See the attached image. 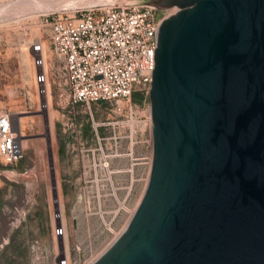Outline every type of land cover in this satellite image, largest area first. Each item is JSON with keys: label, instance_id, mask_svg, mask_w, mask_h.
<instances>
[{"label": "water", "instance_id": "water-1", "mask_svg": "<svg viewBox=\"0 0 264 264\" xmlns=\"http://www.w3.org/2000/svg\"><path fill=\"white\" fill-rule=\"evenodd\" d=\"M144 2L176 7L154 49L149 175L90 264H264V0Z\"/></svg>", "mask_w": 264, "mask_h": 264}, {"label": "rangeland", "instance_id": "rangeland-1", "mask_svg": "<svg viewBox=\"0 0 264 264\" xmlns=\"http://www.w3.org/2000/svg\"><path fill=\"white\" fill-rule=\"evenodd\" d=\"M6 1L0 0V114L10 116L23 153L12 162L0 155V264H88L124 229L145 188L148 93L136 87L120 102L70 104L47 23L58 11L102 1L49 10ZM37 39L46 52L42 67L31 48Z\"/></svg>", "mask_w": 264, "mask_h": 264}, {"label": "built area", "instance_id": "built-area-1", "mask_svg": "<svg viewBox=\"0 0 264 264\" xmlns=\"http://www.w3.org/2000/svg\"><path fill=\"white\" fill-rule=\"evenodd\" d=\"M145 0H103L81 9L58 11L48 21L49 43L63 60L61 74L70 104L127 99L134 88L147 93L154 67V49L161 20L175 6L157 8ZM164 13V14H163ZM35 62L45 58L40 39L31 44ZM45 73L38 72L40 92L47 94ZM10 116L0 114V155L7 161L22 156ZM59 245H63L60 241ZM64 256L61 263H66Z\"/></svg>", "mask_w": 264, "mask_h": 264}, {"label": "bare ground", "instance_id": "bare-ground-1", "mask_svg": "<svg viewBox=\"0 0 264 264\" xmlns=\"http://www.w3.org/2000/svg\"><path fill=\"white\" fill-rule=\"evenodd\" d=\"M17 1V0H16ZM90 0H18L17 2L12 3L10 0L6 1V5H21V6H29V7H36L40 8H47L49 10L51 7H67V8H75L76 6L80 5H86L89 3ZM103 1V0H99ZM110 1V0H107ZM3 5V4H2ZM2 5L0 7V14L2 13ZM5 6V5H4ZM3 6V7H4ZM6 7V6H5ZM9 7V6H8ZM20 7V6H19ZM21 10V9H20ZM46 10V9H45ZM9 16V15H8ZM10 17V16H9ZM44 46V45H43ZM42 55L45 57L46 52L43 49ZM22 124V120H21ZM49 125H51V122L49 120ZM151 164V163H150ZM150 170V169H149ZM93 261V260H92ZM90 261V263L92 262ZM88 263V264H90Z\"/></svg>", "mask_w": 264, "mask_h": 264}]
</instances>
